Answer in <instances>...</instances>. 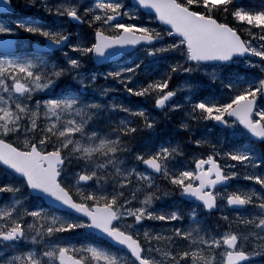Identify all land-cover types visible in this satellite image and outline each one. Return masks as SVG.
Masks as SVG:
<instances>
[{
  "label": "snow or ice",
  "instance_id": "obj_1",
  "mask_svg": "<svg viewBox=\"0 0 264 264\" xmlns=\"http://www.w3.org/2000/svg\"><path fill=\"white\" fill-rule=\"evenodd\" d=\"M28 6L0 20V264H264V0Z\"/></svg>",
  "mask_w": 264,
  "mask_h": 264
},
{
  "label": "rangeland",
  "instance_id": "obj_2",
  "mask_svg": "<svg viewBox=\"0 0 264 264\" xmlns=\"http://www.w3.org/2000/svg\"><path fill=\"white\" fill-rule=\"evenodd\" d=\"M25 2H26V0H12L13 5L15 6V12L11 15H5V16L0 15V20H3L9 24H12L16 19L23 18L24 16H28L31 14H33L34 16H44L45 15L42 11L30 9L31 6L25 7ZM68 30L73 31V32H81L82 31L79 28H75V27H71V26L68 27ZM240 31L242 33H244L245 36L247 35V28L246 27H241ZM29 39H32V38L29 37ZM30 43L33 45L34 43L35 44L38 43V41L35 39H32L30 41ZM85 67L87 68V67H89V65L86 64ZM177 82H179V81H177ZM109 85H111V81L105 82L103 79H98V81H97V86H103V87L107 88V87H109ZM112 87L115 88L116 90L110 91L109 94L115 96L117 98L118 102L131 104L133 107H136L140 104H144V106H146V107L151 106L150 101L147 103H144L143 97H129L128 94L119 91V88H120L119 85H112ZM205 91H207V90H205ZM170 115L172 116V120L176 121L177 123H179L180 119H186L192 125H195L198 129V131L196 133L197 135H204L208 139H211L213 141L218 140L221 136L220 135L219 137H216L217 134H216L215 130H213L209 126L207 128L203 127L202 124H205V122H201L200 124H198L197 121L191 120L190 117H179V116H177L175 114H171V113H170ZM168 128H169V125L165 124V134H167ZM179 131L181 133H183L186 130L185 129H179ZM20 139L22 141L23 137H21ZM180 140L185 142V143L188 142L187 136H181ZM206 148H207V145L200 146L199 151L204 152L206 150ZM189 159H191V157H189ZM221 162L223 163V161H221ZM10 179L11 178L8 174L6 175L5 179L3 178V176H0V180H10ZM159 183L161 185V191L165 190L168 187L167 183L163 180H161ZM241 184H242V186H245V184H247V183L243 182ZM176 201L177 200L174 199L173 197H167V198H164V205L166 208L169 206H174V207H181V208L185 209L180 203H176ZM3 202H4L3 200L0 201V204H2ZM23 203H25V205H28L31 202L29 200H27V201H24ZM205 218L207 220L211 221L212 228H215L216 224L221 223V221L219 220V216H217L215 219L211 216H205ZM149 223L158 226L162 222H149ZM172 223H175V222H172ZM233 227H236L240 230H245L244 225H233Z\"/></svg>",
  "mask_w": 264,
  "mask_h": 264
},
{
  "label": "trees",
  "instance_id": "obj_3",
  "mask_svg": "<svg viewBox=\"0 0 264 264\" xmlns=\"http://www.w3.org/2000/svg\"><path fill=\"white\" fill-rule=\"evenodd\" d=\"M244 34V33H243ZM215 132H216V134H217V136L216 137H219L220 135L221 136H225L226 138H227V140H228V143H233V142H241V143H243V142H245L243 139H242V137L241 136H239L238 134L237 135H228V134H225V133H222L219 129H215ZM220 136V137H221ZM258 150H259V148H258ZM233 163H238V162H233ZM243 171V170H242ZM6 175L7 174H4L3 175V178L5 179V177H6ZM243 182H245V183H247V184H245V185H252L254 182H251V181H242L241 183H243ZM258 187V186H257ZM29 201L31 202V198H29ZM186 209V208H185ZM202 216H203V213L201 214ZM218 215H216V216H212L214 219L217 217ZM214 221V220H213ZM203 223L204 224H206V225H208L210 228H212V225H211V221H209V220H207L206 218H205V216H203Z\"/></svg>",
  "mask_w": 264,
  "mask_h": 264
},
{
  "label": "water",
  "instance_id": "obj_4",
  "mask_svg": "<svg viewBox=\"0 0 264 264\" xmlns=\"http://www.w3.org/2000/svg\"><path fill=\"white\" fill-rule=\"evenodd\" d=\"M12 10L13 8L9 4L8 0H0V13H10Z\"/></svg>",
  "mask_w": 264,
  "mask_h": 264
},
{
  "label": "bare ground",
  "instance_id": "obj_5",
  "mask_svg": "<svg viewBox=\"0 0 264 264\" xmlns=\"http://www.w3.org/2000/svg\"><path fill=\"white\" fill-rule=\"evenodd\" d=\"M13 5V4H12ZM15 12V6L13 5V10H12V12H10V13H3V14H0L1 16H5V15H11V14H13ZM38 43H34L33 44V46H35V45H37ZM41 47H42V45H40ZM3 200V198L2 197H0V201H2ZM212 217V216H211Z\"/></svg>",
  "mask_w": 264,
  "mask_h": 264
}]
</instances>
